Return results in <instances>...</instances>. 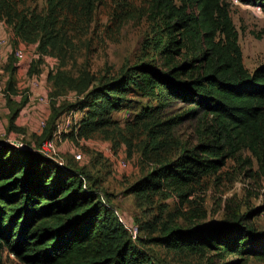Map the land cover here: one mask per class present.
Instances as JSON below:
<instances>
[{"label":"trees","instance_id":"obj_1","mask_svg":"<svg viewBox=\"0 0 264 264\" xmlns=\"http://www.w3.org/2000/svg\"><path fill=\"white\" fill-rule=\"evenodd\" d=\"M22 1L0 0V6L11 19L10 11ZM74 1L46 0L49 15L44 19L43 31L37 34L39 38L32 40L41 55L62 53L57 33L51 32L55 23L51 18ZM242 1L264 7V0ZM78 2L91 15L102 0ZM149 2V18L155 27L149 38L155 51L150 61L136 63L120 79L93 89L70 108H57L52 101L53 113L47 126L41 136L33 137L36 148H30L28 143L29 148L21 149L0 141V264L5 253L20 264H156L137 252V244L142 240L135 244L111 219L100 190L88 187L82 178L85 173L39 152L45 142L54 138L56 123L65 112L81 114L66 135L76 141L108 129L112 124L111 111L122 108L130 93L156 103L141 111L133 124L137 127L154 119L148 144L152 151L150 156L146 155L154 168L128 190L141 198L151 199L166 190L178 193L182 200L183 191L205 178L217 177L230 161L239 164L240 173L246 178H264V64L253 71L245 67L229 3ZM26 25L18 24L21 29ZM14 63L11 58L7 94L16 92ZM36 63L29 68L30 76L39 73ZM53 76L49 77L51 86L66 90L65 73ZM80 83L79 90L83 91L91 83L89 75ZM55 95L52 92L50 97ZM7 102L11 111L8 132L24 133L15 121L27 99L17 108L12 106L9 95ZM90 102L98 108L94 116L88 114ZM173 102L183 103L188 110L170 120L171 124L184 116L200 114V119L197 144L181 145L176 158L171 160L154 153L164 147L160 136L167 123L158 122L161 110ZM244 153L250 154L257 170H253L251 159L242 158ZM252 214L250 211L241 216L232 211L216 228L183 230L171 223L160 229L161 235L151 242L180 253L207 256L209 261L216 257L232 258L223 264L264 261V234L258 235L254 226L248 224Z\"/></svg>","mask_w":264,"mask_h":264},{"label":"rangeland","instance_id":"obj_2","mask_svg":"<svg viewBox=\"0 0 264 264\" xmlns=\"http://www.w3.org/2000/svg\"><path fill=\"white\" fill-rule=\"evenodd\" d=\"M227 2L239 33L244 65L253 71L264 64V7L242 0ZM149 4V0H102L89 15L82 9L81 3L75 0L70 7L57 11L54 18H51L55 22L51 32L57 33L63 48L62 53H58L60 56L56 53L53 56L41 55L35 48L36 41L32 43V40L39 38L37 34L43 31L44 19L49 15L46 0H23L16 9L10 11L11 19L7 17L5 8L2 11L0 6V31L2 28L3 32L5 30L7 46L11 48L9 59L14 58L16 62L17 51L26 54L29 52L32 53L29 56L31 64L37 62L39 72L43 65L49 69L48 73L42 69L46 76L44 87L47 89V104L41 113L44 116L42 119L46 118L47 121L42 122L36 117V133L27 132L24 128L26 133L22 135L7 133L6 124L3 128L0 127V138L35 144L31 136L40 134L46 126L53 113L52 101H55L57 108H70L93 89L120 79L136 63L150 61L155 51L149 38L152 37L155 27L149 18ZM22 22L27 25L21 29L18 24ZM49 32L50 30L47 33ZM51 59H55L53 72L45 62ZM6 64L0 61V73L3 78L2 85L0 84L1 93L8 85L6 75L2 72L8 71ZM63 72L68 87L66 90H57L59 85L52 87L49 77L60 74L64 76ZM85 75H89L91 83L80 91V81ZM31 78L29 71L20 76L18 82L22 89H16L19 95L27 94V89L23 86ZM55 88L57 96L54 94ZM52 92L55 96L50 97ZM128 99V102H123L122 108L111 111L112 124L108 129L96 132L88 139L76 141L66 137L72 130L63 132L56 136L53 148L45 150L50 151L49 154L58 163L67 164L68 168L86 174L82 177L86 185L100 190L101 199L111 211L110 216L115 224L122 227L135 244L142 240L143 243H138L136 249L147 260L156 264H223L232 261V258L221 260L218 257L209 261L207 256L180 253L155 245L151 241L161 235L160 229L170 226L171 223L177 224L183 230L194 227L216 228L232 215V211L241 216L253 211L248 224L254 226L258 235H263L264 178H246L240 173L239 164L230 161L217 177L205 178L191 189L183 191L182 195L185 197L182 200L178 193L166 190L160 195L151 196V199L129 194L130 187L145 177L150 168H154L146 156H150L152 151L148 144L154 119L145 120L137 127L133 124L141 111L156 106V103L136 93H130ZM38 103L35 101L33 106L38 107ZM88 106V114L96 115L98 108H93L91 102ZM5 108V97L0 95L2 124L7 117L3 111ZM187 110L188 107L180 102L170 103L161 110L158 122L167 123L162 127L164 132L160 136L164 147L154 153L155 155L174 160L181 145L197 144L196 130L200 114L193 117L184 116L172 124L170 122L178 116H183ZM80 119V112H65L58 121L63 130L68 122H71L73 127ZM19 135L22 136L21 139ZM77 155L82 158L78 160ZM242 158L251 159L254 163L253 170H257L258 167L249 153H244ZM122 162L127 166H123ZM2 264L20 263L14 256L5 253ZM248 264H264V261L252 259Z\"/></svg>","mask_w":264,"mask_h":264},{"label":"crops","instance_id":"obj_3","mask_svg":"<svg viewBox=\"0 0 264 264\" xmlns=\"http://www.w3.org/2000/svg\"><path fill=\"white\" fill-rule=\"evenodd\" d=\"M35 48H37V44H36ZM34 51H36V50H34ZM10 53H11V48L9 47L8 56L4 60V63H7L6 65L10 64V61H11V59H9L10 58L9 57ZM21 53H22V57L21 58L15 57L16 58V62L14 63V65L16 67V73H15L16 83H15V87H14L15 90L18 89V88L22 89L21 86H20L21 84H19L18 81L20 79V76L23 75V73H25V72L27 73L29 71L30 66H31V58H29V56L32 53L28 52V54H26V53H23L22 51H21ZM45 62L49 64L50 69L53 72L54 65H55V59L46 60ZM42 69L46 70L47 73L49 71V69H48V67L46 65L41 66L40 67V72L38 74H36V75L30 76L32 78L29 79L28 83H26L23 86V88L26 87L27 94L19 95V92H17V90H16L15 94H11V93L7 94V92H6L7 87H5V89L2 91V93L0 92V95L2 97H5V103H6V106H7V108H5L3 110L7 117L5 118V120H3L4 124L1 123L2 121L0 122V127L2 126V128H3V126H6V124H7V126H6L7 127V133H9L8 132V125H9V116L11 114V111H10V109L8 107L7 95L10 96V98L12 100V103H13L12 106L14 108L19 107V105L23 102L24 98L27 99L26 104L21 108L19 116L17 117V119L15 121V125L17 127L22 128V129L25 128L27 130V132L36 133V131H35L36 128H37V126L35 125L36 117L41 119L42 122L43 121H47L46 118L42 119V117H44V116L41 113L42 112V108H44V106L47 104V102H46V100H47V95H46L47 94V89L44 87V85L46 83V81H45L46 76H45L44 72H42ZM2 72L5 73L6 78H7L8 82H9V80L11 78V75H10L9 71L2 70ZM49 74H50V72H49ZM20 98H22V99L19 100ZM3 101H4V99H3ZM35 101L39 102L37 104L38 107H34L33 106ZM35 111H38L39 113L35 112ZM50 117H51V115H50ZM48 121H49V119H48ZM46 126H47V124H46ZM44 128H42V131H41L40 134L39 133H38V135L33 134L31 136L32 140H34V138H33L34 136H41L43 131H44ZM26 130L24 131V133H21V135L25 134ZM11 133H13V132H11ZM21 135H19L20 139L22 137ZM0 141L8 143V144H10L12 146H15V147H18V148H21V149L29 148V146L27 145L28 143H23L21 140H15V141L12 140V141H10V140H7L6 138H4V139L0 138ZM31 145L32 146H30V148H36V146L34 144H31Z\"/></svg>","mask_w":264,"mask_h":264},{"label":"built area","instance_id":"obj_4","mask_svg":"<svg viewBox=\"0 0 264 264\" xmlns=\"http://www.w3.org/2000/svg\"><path fill=\"white\" fill-rule=\"evenodd\" d=\"M258 9L261 10V7L258 6ZM8 53H9V47L7 46V36L5 35V30L3 32V28H2V31H0V61L1 62H4V60L7 58L8 56ZM16 57L17 58H21L22 57V53L21 51H17L16 53ZM3 80L2 78V75L0 73V84H1V81ZM60 121H57L56 123V132L54 134V138L50 141H47L43 144V146L39 149V152L48 156L49 158L53 159L52 156L49 154V152L47 150L53 148V145H54V142H55V138L58 134H61L63 132L67 133L68 131L72 130V127H71V122H68L67 125H65V129L62 130L61 126H60ZM44 149V150H42ZM47 149V150H45ZM78 160H80L82 158L81 155H77L76 157ZM61 165H63V163H59ZM123 166H127V164L125 162H122L121 163ZM133 227V226H131Z\"/></svg>","mask_w":264,"mask_h":264}]
</instances>
